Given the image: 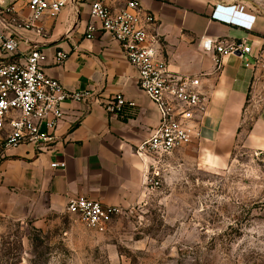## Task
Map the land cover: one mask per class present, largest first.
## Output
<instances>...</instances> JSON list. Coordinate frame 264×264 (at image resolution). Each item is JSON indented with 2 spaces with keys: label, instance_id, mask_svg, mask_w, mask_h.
Masks as SVG:
<instances>
[{
  "label": "crops",
  "instance_id": "0c3cea01",
  "mask_svg": "<svg viewBox=\"0 0 264 264\" xmlns=\"http://www.w3.org/2000/svg\"><path fill=\"white\" fill-rule=\"evenodd\" d=\"M93 1L75 0L55 17L44 15L37 23L40 33L23 32L20 48H40L50 77L68 92H90L99 100L65 102L64 118L47 150L22 145L2 154L0 219L43 223L67 216L69 200L80 196L121 210L146 199L144 184L152 160L136 150L158 127L159 110L139 88L138 72L117 42L102 33L86 38ZM130 1L154 16L151 36L158 39L170 69L202 76L210 103L194 142L220 148L214 161H227L236 142L249 153L264 155V68L251 70L240 56H228L215 73L214 56L202 47L204 38L244 42L252 47L254 59L264 51V0H110V5L121 9ZM12 3L23 9L24 0H0V7ZM233 4L256 17L252 31L212 19L214 6ZM22 14L29 16L26 9ZM60 51L69 54L63 65L54 59ZM114 94H122L127 105L112 116L102 104Z\"/></svg>",
  "mask_w": 264,
  "mask_h": 264
},
{
  "label": "built area",
  "instance_id": "2783aa9c",
  "mask_svg": "<svg viewBox=\"0 0 264 264\" xmlns=\"http://www.w3.org/2000/svg\"><path fill=\"white\" fill-rule=\"evenodd\" d=\"M75 0H24L23 9L12 3L0 7V157L9 149L32 145L47 150L56 139V130L64 118L62 106L67 101L86 103L99 99L90 92H68L61 82L46 73L47 56L37 46L22 50L24 31L41 32L37 23L44 15L55 17ZM27 10L25 17L22 10ZM90 23L86 38L97 33L117 42L125 58L138 72V85L157 106L158 127L136 150L152 163L145 178L147 191L159 189V171L163 161L201 136V122L207 113L210 98L202 89V76H185L170 69L160 55L159 41L151 36L155 24L152 14L137 2L130 1L121 9H113L110 0H94L90 5ZM212 19L252 31L256 17L241 5L214 6ZM203 50L214 56L215 73L223 59L240 56L245 68H264V51L254 57L251 46L226 39L202 40ZM55 62L63 65L69 54L57 52ZM253 59V61L251 60ZM127 105L122 94H114L102 104L114 116ZM65 164H52L64 168ZM121 209L80 196L71 198L66 207L69 216L79 218L86 227L104 232Z\"/></svg>",
  "mask_w": 264,
  "mask_h": 264
},
{
  "label": "rangeland",
  "instance_id": "374dc122",
  "mask_svg": "<svg viewBox=\"0 0 264 264\" xmlns=\"http://www.w3.org/2000/svg\"><path fill=\"white\" fill-rule=\"evenodd\" d=\"M194 142L104 232L77 217L0 219V264H264V155ZM147 190V189H146Z\"/></svg>",
  "mask_w": 264,
  "mask_h": 264
}]
</instances>
